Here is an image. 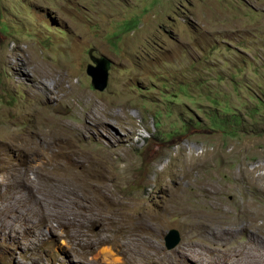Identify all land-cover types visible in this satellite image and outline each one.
<instances>
[{"label":"rangeland","instance_id":"obj_1","mask_svg":"<svg viewBox=\"0 0 264 264\" xmlns=\"http://www.w3.org/2000/svg\"><path fill=\"white\" fill-rule=\"evenodd\" d=\"M26 47L63 66L73 93L56 105L55 75L35 90L0 62V264H264V0H0V56ZM91 58L109 63L103 92ZM108 104L120 119L101 117ZM38 110L71 129L65 139L37 132ZM192 146L238 151L176 179L174 154ZM243 163L259 166L252 182L236 180ZM201 175L223 187L213 204ZM178 185L195 215L233 224L247 202L261 215L235 234L191 223L170 200ZM170 229L180 242L167 251Z\"/></svg>","mask_w":264,"mask_h":264},{"label":"bare ground","instance_id":"obj_2","mask_svg":"<svg viewBox=\"0 0 264 264\" xmlns=\"http://www.w3.org/2000/svg\"><path fill=\"white\" fill-rule=\"evenodd\" d=\"M26 52H28V54L23 55L19 59L16 57V54H13V53L10 54L9 56L2 55V56H0V58H1L0 62L4 65H6V64L9 65V67H11V69H13L16 72V75H17V77L15 79L16 83H19L21 79H24L25 81L30 83L35 90H37V84H40L38 82L39 78L46 77V75H50L49 77H52L51 75H55L56 79L53 82V84L55 87L54 90L56 92L45 89V96L49 101H55L56 105H58V102L67 101L69 96L71 95V93H73V91L70 89V85H68V86L63 85V80L66 78V75L62 71L63 68H62V70L59 68V67H63V66H60V64H59L58 67L56 66V68H51L46 63H45L46 65H44L42 60L37 55L31 58L32 53L30 54V52L28 51V47H26ZM29 73L32 75L33 79H28V78H30ZM58 90L62 93L60 96H58ZM32 94H30V95H32ZM32 99H33V97H32ZM120 106H122V104ZM41 111L44 112L43 110H38L36 112L37 132L39 134H45V133L49 134L51 136L50 141H52L53 138H55V137L58 139H65L66 138L65 137L66 132L71 131V129L70 128L60 129L62 127L60 124L58 126V123H59L58 118H52L50 116H45ZM120 113L122 114L121 111H120ZM120 113L111 111V105L110 104L104 106L100 112L101 117L104 119H107V118L120 119L121 118ZM92 116L95 118V116L93 114H92ZM45 118H47V119H45ZM104 119L99 120V121H98V119L94 120L92 127H96L97 125L101 124ZM90 120H91V118L89 117V119L85 123L89 122ZM76 132L77 131L74 130L75 134H76ZM75 134H73V137ZM187 149H188V152L185 153L183 151V149L178 147L176 150V153L174 154L173 160L175 161L177 166L175 165L176 168L174 169L173 177H176V179H177V177H179L180 179L191 180V178L194 176V175H192L194 173H191L192 171H194V170H192L193 168L194 169L197 168L196 172H198V173H196V174H200L202 171H204L203 167H205L206 164H210L211 161L213 160V158H216V155L219 154V152H217L216 150H207V149H204L202 146L200 147V151L199 152L197 151L198 152L197 154L193 153V150H195V147L192 146V147H188ZM237 151H238V149L234 148L232 150H228L224 154H221V155L219 154V155L221 157L228 158L232 154H237ZM57 154L58 155H66V152H63L62 149H59V150H57ZM96 155L99 156L100 159L106 160V161L111 163L112 153H110V152H107V153L97 152ZM122 159L124 160V163H129V161H130L129 157H127V156H123ZM122 169H123V171H126V166H124ZM257 169H259V166L254 167L252 171H249L246 169V164H244V163L241 164L239 171H238V174H235L236 180L239 182L240 181L252 182L253 181L252 173L254 170H257ZM212 170H220V169L216 168L214 166L209 171H212ZM231 173H234L233 170L231 171ZM207 176L210 177L211 173L208 172ZM262 176H264V175L262 174ZM120 178L121 179L124 178L122 176V174H121ZM259 178L260 177L258 176L257 179H259ZM180 182H181V180H180ZM194 182H195L194 186L201 192L202 201L203 202L205 201L206 203L213 204L215 199H216V194L218 193L219 188H223V187H220L219 184H216V186L218 188L214 187V186H210L209 183L206 181V178L202 175L199 176V178L194 179ZM228 186L233 187L234 185L229 184ZM177 191H178V194H176L175 197H173V196L170 197V200L175 205L178 214H180L181 216L183 215L186 218L190 219L191 223L196 222L198 219H202V221L205 222V224L212 223V222H218L215 220H219L220 223H224V224L228 225V227H230L229 230L232 231L231 234L232 233L235 234V231L233 230L234 228H232V227H234L235 223L237 221H239L241 218H244V221L249 222V224L256 226L255 225L256 219L258 218V216L261 215L260 210H252L253 207H252L251 203H249V202L246 203L248 210H250L247 214L242 212V216H240V217H238V215L228 216V221L233 223V224H227L224 220L218 219V216L214 217V214H212V213L207 214L205 212H202L199 215H195V214L191 213L190 208L185 205L186 197H182V194L180 193L183 191V187L178 185ZM129 226H131V224ZM229 230H227V231H229ZM232 249H233V246L230 248V250H232ZM234 251H236V246L234 247Z\"/></svg>","mask_w":264,"mask_h":264},{"label":"water","instance_id":"obj_3","mask_svg":"<svg viewBox=\"0 0 264 264\" xmlns=\"http://www.w3.org/2000/svg\"><path fill=\"white\" fill-rule=\"evenodd\" d=\"M108 64L105 59H92V64H88L86 67V74L90 77L93 88L99 92H103L108 84ZM163 241L165 249L170 251L179 244L180 234L177 230L170 229L165 234Z\"/></svg>","mask_w":264,"mask_h":264}]
</instances>
